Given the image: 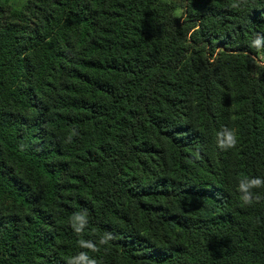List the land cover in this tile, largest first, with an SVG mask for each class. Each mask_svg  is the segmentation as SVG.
<instances>
[{"label": "trees", "instance_id": "trees-1", "mask_svg": "<svg viewBox=\"0 0 264 264\" xmlns=\"http://www.w3.org/2000/svg\"><path fill=\"white\" fill-rule=\"evenodd\" d=\"M0 0V264H264V0ZM239 7L232 8L231 4ZM235 129L221 150L217 133ZM75 130L72 143L67 137ZM23 145V149H21ZM87 211L77 236L70 218ZM116 239L99 253L78 239Z\"/></svg>", "mask_w": 264, "mask_h": 264}, {"label": "clouds", "instance_id": "clouds-1", "mask_svg": "<svg viewBox=\"0 0 264 264\" xmlns=\"http://www.w3.org/2000/svg\"><path fill=\"white\" fill-rule=\"evenodd\" d=\"M232 8L239 7L238 3L231 4ZM257 52L264 50V36L256 35V37L251 41L250 45ZM253 63L258 64L260 67H264V55L257 57H252ZM74 135L78 133L73 130L72 134L67 137L66 143H72ZM238 134L235 129L225 127L220 132L217 133V146L221 150L235 149L238 146ZM21 145V149H23ZM264 187V179L259 177H249L242 175L238 178L237 190L240 193V200L244 206H251L254 202H258L260 197L253 195L254 189H259ZM70 225L77 236H81L89 223V217L87 211H77L73 213L70 218ZM116 237L112 233L105 232L98 241L94 242L92 240L78 239L77 245L81 249H87L93 253L100 252V246L108 245L110 241L115 240ZM66 264H98L97 260L90 257L87 251L79 252L78 254L70 257Z\"/></svg>", "mask_w": 264, "mask_h": 264}, {"label": "rangeland", "instance_id": "rangeland-1", "mask_svg": "<svg viewBox=\"0 0 264 264\" xmlns=\"http://www.w3.org/2000/svg\"><path fill=\"white\" fill-rule=\"evenodd\" d=\"M23 1L24 0H16L15 5H19V3H22ZM163 1L173 4L175 16L178 18H183L182 5H183L184 0H163ZM260 55H264V53H260L259 56Z\"/></svg>", "mask_w": 264, "mask_h": 264}]
</instances>
